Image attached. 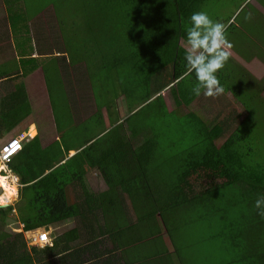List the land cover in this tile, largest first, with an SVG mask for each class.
Wrapping results in <instances>:
<instances>
[{
    "label": "trees",
    "instance_id": "1",
    "mask_svg": "<svg viewBox=\"0 0 264 264\" xmlns=\"http://www.w3.org/2000/svg\"><path fill=\"white\" fill-rule=\"evenodd\" d=\"M79 1L85 5L113 2L125 10V15L129 19L132 18L130 26L133 29L130 35L138 40L136 46L147 57L149 64L153 61L158 64L156 68L159 70L157 72L155 69V75L164 71L168 64L166 60H162L160 53L166 56L172 54L171 77L169 76L168 80L163 77L164 83H160L154 92L156 100L163 102L160 95L163 90L170 88L171 84L184 76L193 74H186L184 49L180 48L178 43L180 39L185 40L190 15L203 10L210 0ZM153 80L149 78L148 88ZM177 83L169 91L175 99L174 109L190 106L197 96L193 95L192 91L177 90ZM254 89L256 85H251L250 91L255 94L252 100L241 104L242 111H246L245 119L232 132L230 124L225 121L216 124L203 122V150L198 149L188 157L179 159L180 165L175 169L176 177L171 183H167L170 176L167 163H170V158L164 160V167L159 166L162 164L159 163L156 168H151L155 162V150L159 146L157 137L160 133L157 130H151L155 138L145 142L139 151L132 150L130 143H122V146L130 147L133 153L124 155L125 158L118 161L121 162V167H102V175L109 185L110 193L101 195L98 200L87 195L80 203L71 204L67 200L64 186L58 182V171L51 170L54 164L35 168L37 161L42 160V157L34 151L28 155L26 151V155L24 154L27 158L25 166H17L15 159L12 160V170L21 177L22 184L29 185L23 205L27 212L20 213L25 230L43 232V229L71 219L78 222V227L56 237L52 240V246L42 250L37 247L29 249L25 238L17 242L20 244L17 250L14 245L2 247L4 252L0 253L1 264H121V252L128 251L129 255L130 250L147 242L151 243L147 245L151 255L144 257L143 264H186L187 258L185 263L181 261L183 249H175L173 246L172 227L176 231L177 215L180 212L199 208H204V219L210 221L213 220L210 215L212 212L225 214L222 218H226L224 224L231 232L240 224L234 217L238 209V214L244 220L249 221L251 217H257L259 225H256L255 229L264 231V218H261L253 207L257 195L264 193V137H248V134H243V131H246L243 126H248V122H252L257 114L264 113V106L259 107L252 102L257 101L258 105H264L263 99L260 98L263 90ZM245 91L249 89L245 88ZM20 94L14 95L18 102H21ZM155 95L150 92L146 94L142 97V104L149 102ZM25 102L26 100L22 103ZM163 105L165 107V104ZM22 109L20 105L15 109H7L8 112L14 111L8 119L13 121L15 114L17 116L24 113ZM129 109L132 110V107L129 106ZM166 112L168 113L167 110ZM6 126V120L0 122V140L4 137L2 128ZM37 142L39 141L35 138L32 144ZM257 145L262 146L257 148ZM46 171L50 172L45 175ZM118 174H121L120 178ZM194 176L204 183L192 181ZM118 188H123L129 195L136 215L134 222H128L115 211L112 212L113 206L120 204L113 192ZM226 191L229 193L224 198L223 193ZM13 210L12 207L0 208V215L6 217L12 214ZM250 225L252 226L251 222ZM246 229L251 230L248 227ZM162 230L172 246L171 253L163 246L159 247V242L162 244ZM234 237H237V233ZM82 238L85 241L80 244ZM105 241L111 242L114 249H104ZM250 257L251 261L254 259V264H264V247L256 248V252L250 253Z\"/></svg>",
    "mask_w": 264,
    "mask_h": 264
},
{
    "label": "crops",
    "instance_id": "2",
    "mask_svg": "<svg viewBox=\"0 0 264 264\" xmlns=\"http://www.w3.org/2000/svg\"><path fill=\"white\" fill-rule=\"evenodd\" d=\"M70 4L69 8L74 9V4ZM64 6L66 4L47 0H0V122L6 120L8 124L2 128L3 138L18 136L22 131L31 130L32 135L35 133L39 142L32 144L34 139L24 142L22 151L14 157L15 160L13 159L15 164L25 166L26 151L27 155L34 151L42 157V160L37 161L35 168L54 164L51 170L58 171V182L64 186L67 200L75 204L80 203L87 195L98 200L101 195L110 193L109 185L102 175V167H121V162L118 161L125 158L124 155L133 153L132 150H141L143 144L154 139L155 135L150 129L142 128V131L137 129L133 132L129 130L128 121L138 114L143 104L130 106V110L125 87L122 88L125 93L121 92L115 102L108 98L111 94H105L103 88L97 93L93 74L101 67L109 69L110 65L94 62L92 51L96 49L98 39L94 36L92 25L89 34L81 33V20H69V17L62 15L61 11L67 7ZM65 19H68L67 22ZM232 21L226 26H231ZM244 40L246 43H254L248 36ZM80 42L87 43L79 45ZM229 42L232 44L229 59L238 70L237 82L243 84L248 76L250 81L246 85L243 84L244 88L249 91L251 85H256L254 91L261 88L263 91L260 98L264 103V85H261L264 83V58H259L253 51L243 50L240 42L238 46L232 41ZM178 44L180 48L185 49V40L180 39ZM109 72L113 71L109 69ZM256 73L263 74L257 76ZM191 75L195 78L194 73L185 77ZM51 81L55 82L54 87L50 84ZM123 83L117 82L116 85L121 87ZM220 83L225 88L224 94L229 96V100L232 98L237 101L234 93H230L231 88L226 90L224 83ZM151 87L157 90L156 79L152 81ZM22 92L23 94H20ZM237 93L241 97L245 96L242 88ZM16 94L21 95V102L15 99ZM160 95L168 113L174 111V97L165 90ZM154 98L156 95L152 99ZM25 100L26 102L22 103ZM53 101L62 107L59 117L56 115ZM18 105L23 107L24 113L17 116L15 114L11 121L8 117L14 114V111L8 112L7 109H15ZM198 105L202 107L203 95L190 103V109L184 107V113H199L203 116V112L196 108ZM245 112L242 111L244 117ZM239 115L240 113H235L227 119L234 121ZM211 123L219 122L214 120ZM6 139H1L0 145ZM122 143H130L132 150L122 146ZM29 144L31 145L28 147ZM48 172L50 171H46L45 175ZM15 176L21 180L20 176ZM120 177L121 174H118V178ZM0 183L4 184L2 179ZM20 185L22 187L18 199L14 204L8 205L14 208L13 213L6 217L0 215V253L4 252L2 247L11 245L17 250L20 246L17 242L24 238L31 249V242L39 233L26 231L20 218V213L27 212L23 205L29 187L21 181ZM113 192L114 197L117 196L121 203L114 205L112 212L115 211L119 217L133 222L132 219L136 215L128 193L123 188ZM113 200L116 201L114 198ZM4 205L6 206L0 203V208L8 207ZM130 211L133 212V218ZM57 225L59 224L42 231L46 232ZM4 236L8 238L5 239ZM164 237L166 236L162 234V246L171 253L173 249L170 241L167 238L171 250L165 244ZM148 244L151 243L136 246L129 251V255L128 251L121 252V264L128 261L131 264H143L144 257L151 255L147 249ZM152 263L155 264H150Z\"/></svg>",
    "mask_w": 264,
    "mask_h": 264
},
{
    "label": "rangeland",
    "instance_id": "3",
    "mask_svg": "<svg viewBox=\"0 0 264 264\" xmlns=\"http://www.w3.org/2000/svg\"><path fill=\"white\" fill-rule=\"evenodd\" d=\"M47 1L66 4L67 7L64 6L66 8L61 11V14L69 17V20L74 18L78 21L81 20V33L89 34L92 25L94 36L98 39L97 47L92 51L93 60L98 64L107 63L110 65L109 69L113 71L110 73L108 68L101 67L94 72V87H96L98 94L103 88L105 94H111L108 98L115 102L121 92L124 91L122 88L125 87L128 105L138 106L142 104V97L146 94H149V92L151 95L155 94L156 89L147 87L149 78L156 79L157 88L160 83H164V76L166 80L169 76L171 77L173 64L171 52V56L160 53L162 60H166L169 67L155 75V69H157L155 62L149 64L147 57L136 46L138 40L133 39V36L130 35V31L133 29L130 26L132 18L129 19L125 15V10L121 9L116 3H89L85 5L84 2L82 3L79 0ZM70 3H73L77 10L69 8L71 7ZM201 11H206L214 21L221 22L225 26L230 20H233L229 30V26H226L228 41H232L237 46L240 42L243 50L253 51L255 55L258 54L259 58H264V0H210L209 4ZM68 19H65V22ZM246 36L255 44L252 42L246 43L244 40ZM84 43L87 42H80L79 45ZM237 72V66H234L233 61L229 59L225 67L217 73L218 79L224 83L226 90L231 88L230 93H235L233 95L237 101L230 98L233 101L231 102L229 96L224 93L217 97L203 96L202 107H199V105L196 107L198 111L203 112V116H201L199 113L197 115L184 113V107L190 109V106H181L167 113L163 102L154 98L143 104L138 114H135L127 123L130 130L138 129L142 131L144 127L146 130H157L160 133L157 137L159 146L155 150L156 156L153 166L156 167L159 163H162L159 166L163 165L164 167V160L171 159L170 163H167L170 171L167 183L173 182V178L176 177L175 169L180 165L179 159L188 157L189 154L196 152L198 149L203 150V122L210 124L214 120L222 122L229 115L240 113L234 121L227 119L225 123L230 124L231 132L234 128H237V125H241L244 115L239 103L242 105L249 103L255 94H252L251 91H245L244 85L250 81L248 76L243 82L244 85L237 82ZM256 74L262 76L263 73ZM117 82L124 83L121 87H117ZM54 83L50 82L52 87H54ZM195 83L193 75L184 76L177 83L176 89L190 92ZM172 87L173 84L170 85V88ZM170 88L165 89V91L169 93ZM241 88L245 93H250L251 97L249 95L244 97L237 95L238 90ZM252 102L259 107L264 106L258 105L259 102L257 101ZM53 103L55 104L56 115L59 117L62 107L57 106V102L53 101ZM243 130L247 131H243V134H248V137H254V135L264 137V113L257 114L252 122H248V126H243ZM225 140L226 138L222 139L221 143ZM261 146L257 145V148H261ZM192 181L199 184L204 183V181L196 179V176L192 177ZM4 184L0 183V189H2L0 196L6 192ZM228 193V191L223 193L224 198L227 197ZM238 213L237 209L234 217L240 224L237 225L236 230L231 232L224 224L226 218H222L225 216L223 213L212 212L210 215L213 220L210 221L204 219V208L180 212L177 215L176 231L172 227V241L175 249H183L181 261L185 263L187 258L186 264H254V259L251 261L250 253L256 252V248L264 247V231L255 229L256 225H259L257 217H251V220L247 221ZM130 214L133 218L132 211H130ZM132 221L134 222L135 218ZM76 227H78V222L71 219L52 227L46 233L51 241ZM247 227L251 230H247ZM164 233V230H162V234L165 236ZM235 233H237V237H234ZM215 234L219 235L214 236ZM84 241L85 239L82 238L79 243L81 244ZM164 242L171 250L167 237H164ZM104 245V249L109 251L114 249L111 242L105 241ZM159 247H162L161 242H159ZM139 257L141 258V255Z\"/></svg>",
    "mask_w": 264,
    "mask_h": 264
},
{
    "label": "clouds",
    "instance_id": "4",
    "mask_svg": "<svg viewBox=\"0 0 264 264\" xmlns=\"http://www.w3.org/2000/svg\"><path fill=\"white\" fill-rule=\"evenodd\" d=\"M225 33L226 26L221 22L214 21L206 11L193 12L188 18L184 60L186 74L194 73L195 75L196 83L191 91L197 97L201 95L217 97L225 92V88L217 76L231 55L232 44L226 38ZM253 207L257 214L264 218V193L257 195ZM32 247L42 250L48 246L41 248L32 245Z\"/></svg>",
    "mask_w": 264,
    "mask_h": 264
},
{
    "label": "built area",
    "instance_id": "5",
    "mask_svg": "<svg viewBox=\"0 0 264 264\" xmlns=\"http://www.w3.org/2000/svg\"><path fill=\"white\" fill-rule=\"evenodd\" d=\"M35 135H32V131H24L18 136H13L6 139L0 145V179L5 183L3 186L12 189L7 191L8 195L5 201L6 205H12L19 197V190L22 187L19 179L14 175L13 170L10 168V164L13 158L22 151L24 142L31 139H35ZM3 195L2 197H5ZM34 246L44 248L45 246H52L50 237L46 232H39L36 238L31 243Z\"/></svg>",
    "mask_w": 264,
    "mask_h": 264
},
{
    "label": "bare ground",
    "instance_id": "6",
    "mask_svg": "<svg viewBox=\"0 0 264 264\" xmlns=\"http://www.w3.org/2000/svg\"><path fill=\"white\" fill-rule=\"evenodd\" d=\"M7 187V186H6ZM6 190V196L5 197H2V196H0V202L2 203V204H6L7 202L5 201V199L7 198V195H8V193H7V191H12V189H10V188H5ZM5 195V194H4Z\"/></svg>",
    "mask_w": 264,
    "mask_h": 264
},
{
    "label": "water",
    "instance_id": "7",
    "mask_svg": "<svg viewBox=\"0 0 264 264\" xmlns=\"http://www.w3.org/2000/svg\"><path fill=\"white\" fill-rule=\"evenodd\" d=\"M6 207V206H5Z\"/></svg>",
    "mask_w": 264,
    "mask_h": 264
}]
</instances>
